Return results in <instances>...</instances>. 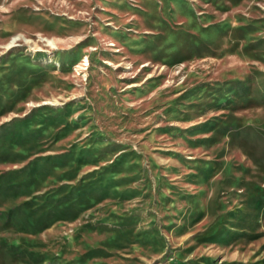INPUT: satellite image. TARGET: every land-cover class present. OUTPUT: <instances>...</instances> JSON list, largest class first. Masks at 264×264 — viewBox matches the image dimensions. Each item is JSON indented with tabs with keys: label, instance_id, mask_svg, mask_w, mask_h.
I'll list each match as a JSON object with an SVG mask.
<instances>
[{
	"label": "rangeland",
	"instance_id": "1",
	"mask_svg": "<svg viewBox=\"0 0 264 264\" xmlns=\"http://www.w3.org/2000/svg\"><path fill=\"white\" fill-rule=\"evenodd\" d=\"M0 264H264V0H0Z\"/></svg>",
	"mask_w": 264,
	"mask_h": 264
}]
</instances>
